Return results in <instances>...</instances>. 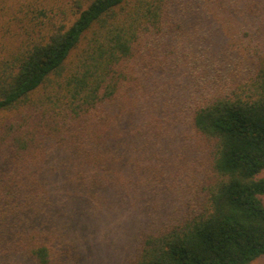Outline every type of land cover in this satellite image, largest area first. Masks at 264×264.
<instances>
[{
  "label": "trees",
  "instance_id": "obj_1",
  "mask_svg": "<svg viewBox=\"0 0 264 264\" xmlns=\"http://www.w3.org/2000/svg\"><path fill=\"white\" fill-rule=\"evenodd\" d=\"M253 1L0 0V264H76V243L45 214L46 143L80 193L124 185L125 128L109 118L146 90L159 38L191 40L185 11L254 15ZM249 64L213 74L191 61L196 84L210 85L190 117L205 148L202 176L181 218L142 230L127 264L264 256V60Z\"/></svg>",
  "mask_w": 264,
  "mask_h": 264
},
{
  "label": "rangeland",
  "instance_id": "obj_2",
  "mask_svg": "<svg viewBox=\"0 0 264 264\" xmlns=\"http://www.w3.org/2000/svg\"><path fill=\"white\" fill-rule=\"evenodd\" d=\"M253 4H257L254 15L239 10L235 14L234 9L227 15L208 7L185 11L179 17L188 22L191 40L159 38L154 53L160 66L148 74L146 90L118 118L106 113L110 127L119 119L125 128L121 146L128 154L123 168L129 173L124 174V185H106L94 197L80 193L64 177L51 142L46 143L51 205L45 214L51 225L76 243V264H127L142 230L177 221L186 212L206 157L190 117L210 90L204 79L196 84L189 65L198 60L208 70L214 67L213 74H223L234 61L240 60L246 69L251 60H264V0ZM164 57L167 63L162 62ZM251 264H264V256Z\"/></svg>",
  "mask_w": 264,
  "mask_h": 264
}]
</instances>
